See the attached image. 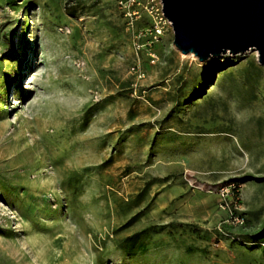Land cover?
Returning <instances> with one entry per match:
<instances>
[{"label":"rangeland","instance_id":"374dc122","mask_svg":"<svg viewBox=\"0 0 264 264\" xmlns=\"http://www.w3.org/2000/svg\"><path fill=\"white\" fill-rule=\"evenodd\" d=\"M161 5L0 0V264H264V64Z\"/></svg>","mask_w":264,"mask_h":264},{"label":"water","instance_id":"95a60500","mask_svg":"<svg viewBox=\"0 0 264 264\" xmlns=\"http://www.w3.org/2000/svg\"><path fill=\"white\" fill-rule=\"evenodd\" d=\"M174 44L199 59L258 51L264 64V0H162Z\"/></svg>","mask_w":264,"mask_h":264},{"label":"built area","instance_id":"2783aa9c","mask_svg":"<svg viewBox=\"0 0 264 264\" xmlns=\"http://www.w3.org/2000/svg\"><path fill=\"white\" fill-rule=\"evenodd\" d=\"M161 1V6H162V15L160 17L157 18V25L154 27H152L151 32L154 34L155 37H157L161 32H162V28L164 27L165 23H168L169 25L172 26L171 21L165 16L164 12H163V3L162 0ZM164 22V23H163Z\"/></svg>","mask_w":264,"mask_h":264},{"label":"trees","instance_id":"16d2710c","mask_svg":"<svg viewBox=\"0 0 264 264\" xmlns=\"http://www.w3.org/2000/svg\"><path fill=\"white\" fill-rule=\"evenodd\" d=\"M140 240H144V239H140ZM139 240H137V241H128V242H124L125 244H128V246H133L134 247V245H136L137 243L136 242H138ZM143 243V242H142ZM137 246V245H136ZM139 246H142V244L140 243L139 244ZM142 248L141 247H138L137 246V248L135 249V250H141Z\"/></svg>","mask_w":264,"mask_h":264}]
</instances>
